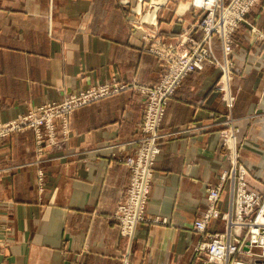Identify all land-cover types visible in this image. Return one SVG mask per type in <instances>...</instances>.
<instances>
[{
  "label": "crops",
  "instance_id": "0c3cea01",
  "mask_svg": "<svg viewBox=\"0 0 264 264\" xmlns=\"http://www.w3.org/2000/svg\"><path fill=\"white\" fill-rule=\"evenodd\" d=\"M0 0V122L89 86L155 85L163 73L139 18L176 43L201 42L204 11L183 0ZM255 29V30H254ZM264 0L234 36L241 162L264 192ZM213 49L222 59L220 41ZM217 67L190 74L170 99L160 128L145 222L134 238L113 219L131 172L124 159L142 138L146 96L129 87L73 113L68 138L39 160L33 131L0 143V264H192L201 241L195 222L207 189L229 166L221 136L228 115L215 89ZM56 137L63 131L57 123ZM45 172L43 187L38 171ZM225 190L219 207L228 208ZM213 221L208 232L223 231Z\"/></svg>",
  "mask_w": 264,
  "mask_h": 264
},
{
  "label": "rangeland",
  "instance_id": "374dc122",
  "mask_svg": "<svg viewBox=\"0 0 264 264\" xmlns=\"http://www.w3.org/2000/svg\"><path fill=\"white\" fill-rule=\"evenodd\" d=\"M183 1L191 2L195 9L204 11L202 19L195 26L204 34V38L201 42H195L185 35H183L176 43L168 42L160 37V33L156 26L152 25L153 28L151 29L150 27H146L148 24L141 21L139 18L130 20L131 26L142 31L143 38L151 43L149 51L156 55L161 61L164 70L159 83L155 85L136 84L129 86L125 83L121 84L115 82L89 86L79 92L67 95L61 101L46 103L35 109L29 110L27 113L20 115L13 120L0 122V143L17 133L33 131L35 134L36 155L40 160L46 149L61 145L67 140L70 117L78 109L117 95L129 87H132L145 95L146 103L141 124L142 138L139 141V147L136 152L124 159V164L131 172L130 183L127 188L124 202L118 206L113 216V219L120 227L122 235L132 240L137 226L146 220L145 211L148 201L146 203L144 217L137 223L133 234L124 233L120 220L117 218V214H119L120 207L127 204L130 198V190L133 188L132 180L135 176V170L134 165L130 164V160L132 159L135 161V168L138 161L140 163V149L143 145V137L145 136L143 128L148 106L150 104L149 100L150 97H152L151 93L160 92V89L158 88H160L164 82L169 81V83L175 82L173 84L178 83L173 93H171L166 100L164 116L158 129V143L161 152L160 128L165 117L168 103L175 94V91L193 72L203 71L206 66L217 67L219 69V76L215 84V89L221 94V97L225 101V106L228 112V115L225 116L226 118L222 123L223 127L221 129V136L223 137L224 145L229 152L228 157L230 166L222 173L218 183L207 189V208L204 215L209 208L210 191L220 189L219 199L216 205L220 217L210 219L206 225L205 232L203 233L197 232L196 224L203 219L204 215L201 219L195 222V231L201 235L202 239L194 249V259L192 264H264V245L262 243V238L264 239V192L257 191L250 186L252 177L249 170L240 159L241 145L238 138L240 128L237 126L236 120L231 117V112L233 111L236 102V96L231 90V85L235 76L234 61L232 57L235 43L234 36L242 24L248 23L250 13L263 0H214L210 5L208 2L206 3L207 0ZM144 2L150 4L151 0H144ZM198 3L201 4L198 5ZM202 3H204V5H202ZM210 20L213 22V27H211L212 31H209V26L211 24L209 23ZM213 37H217L220 41L223 53L222 59L216 55L213 49ZM262 38L264 39V36ZM188 63L193 64L195 70L186 73L179 80H176L179 68H182ZM161 96L164 97L165 95L162 93ZM57 123H60L63 131V137L61 140H58L56 137ZM159 154L155 155L153 158L154 166ZM143 164L144 162L141 161L140 165ZM37 177L39 185L43 187L45 182V172L39 170ZM225 190L228 192L229 203L228 208L223 211L219 207V203ZM241 190L243 192V197L238 198L241 194ZM245 191L246 193H254L259 196L258 204L254 205L248 215L245 214ZM150 193L151 189L149 191L148 200ZM260 213H262V216ZM259 215L261 217H259ZM213 221H222L224 225L223 231L209 233L207 231L208 225ZM256 236L258 237L255 240L256 243L250 248V250H243L246 242H252V238ZM223 237L225 238L224 241H231L232 245L237 248V251L232 255L229 263H227L226 260L222 262L211 261L210 244H212L213 241H220Z\"/></svg>",
  "mask_w": 264,
  "mask_h": 264
},
{
  "label": "built area",
  "instance_id": "2783aa9c",
  "mask_svg": "<svg viewBox=\"0 0 264 264\" xmlns=\"http://www.w3.org/2000/svg\"><path fill=\"white\" fill-rule=\"evenodd\" d=\"M210 29L213 27L212 20L209 21ZM193 64H186L182 68L178 70V76L176 80H179L186 73L191 72L194 69ZM175 82L169 83L164 82L163 85L160 86V92L151 93L152 97L149 100V106L145 117L143 133L144 137L142 140V147L140 149V163L144 162L143 165H140L139 161L136 164L135 161L130 160V164L134 165L135 176L132 180L133 188L130 190V198L126 205L120 207L119 214H117V218L120 220L121 226L123 227L124 233L133 234L136 228V225L139 221L144 217V211L146 208V203L148 201L149 191L151 189V183L153 180V166L154 161L153 158L155 155L160 153V145L158 143L159 133L158 129L161 123V120L164 116L165 105L168 96L173 93L177 84H173ZM165 95L162 97L161 95ZM159 94V96H158ZM161 94V95H160ZM161 97V98H160ZM140 170V171H139ZM135 187V188H134ZM136 189V190H135ZM241 190L240 196L238 198L243 197ZM220 189L212 190L209 194V208L204 215L203 219L198 221L196 224V230L199 233L205 232V228L207 223L212 218L220 217V213L216 208L218 199H219ZM259 196L254 193H246L245 191V214H249V211L252 210L255 204H258ZM262 216V213H260ZM259 215V217H261ZM258 236V234H257ZM253 237L252 242H246L243 250H250V248L256 243V239L258 237ZM223 237L220 241H213L210 244V260L222 262L226 260L229 263L232 255L235 254L237 248L232 245L231 241H224ZM262 243L264 245V239L262 238Z\"/></svg>",
  "mask_w": 264,
  "mask_h": 264
},
{
  "label": "bare ground",
  "instance_id": "6f19581e",
  "mask_svg": "<svg viewBox=\"0 0 264 264\" xmlns=\"http://www.w3.org/2000/svg\"><path fill=\"white\" fill-rule=\"evenodd\" d=\"M213 1H214V0H207L206 3L208 2L209 5H210V4L213 3ZM159 3H160L159 1H156V2H155V4H157V5H158ZM196 3H197V2H196ZM206 3H205V4H206ZM200 4H201V3H200ZM200 4L198 3V5H200ZM202 5H204V3H202Z\"/></svg>",
  "mask_w": 264,
  "mask_h": 264
}]
</instances>
